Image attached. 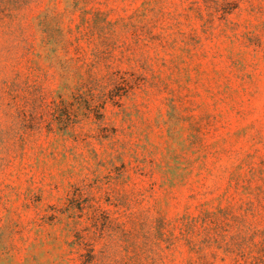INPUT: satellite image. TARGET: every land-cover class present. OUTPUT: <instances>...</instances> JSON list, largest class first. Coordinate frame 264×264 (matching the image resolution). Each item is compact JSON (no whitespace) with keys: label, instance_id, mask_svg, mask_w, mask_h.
I'll return each instance as SVG.
<instances>
[{"label":"rangeland","instance_id":"obj_1","mask_svg":"<svg viewBox=\"0 0 264 264\" xmlns=\"http://www.w3.org/2000/svg\"><path fill=\"white\" fill-rule=\"evenodd\" d=\"M0 264H264V0H0Z\"/></svg>","mask_w":264,"mask_h":264}]
</instances>
